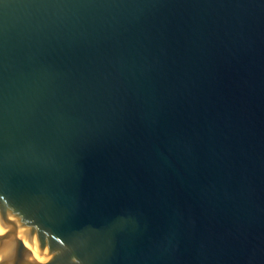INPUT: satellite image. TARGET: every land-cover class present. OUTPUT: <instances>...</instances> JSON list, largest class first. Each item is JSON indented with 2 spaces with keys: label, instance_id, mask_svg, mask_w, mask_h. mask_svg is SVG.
Masks as SVG:
<instances>
[{
  "label": "water",
  "instance_id": "obj_1",
  "mask_svg": "<svg viewBox=\"0 0 264 264\" xmlns=\"http://www.w3.org/2000/svg\"><path fill=\"white\" fill-rule=\"evenodd\" d=\"M0 264H264V0H0Z\"/></svg>",
  "mask_w": 264,
  "mask_h": 264
}]
</instances>
